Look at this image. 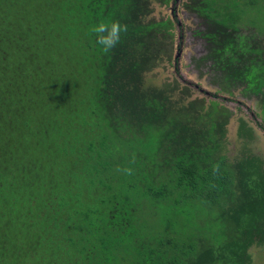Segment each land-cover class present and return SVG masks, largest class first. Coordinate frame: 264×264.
Returning a JSON list of instances; mask_svg holds the SVG:
<instances>
[{"label": "trees", "instance_id": "trees-1", "mask_svg": "<svg viewBox=\"0 0 264 264\" xmlns=\"http://www.w3.org/2000/svg\"><path fill=\"white\" fill-rule=\"evenodd\" d=\"M155 3L171 0H0V264H252L264 169L226 152L228 107L147 86L178 23L148 20ZM235 6L190 5L215 71ZM115 20L105 53L90 29ZM233 76L264 94L260 60Z\"/></svg>", "mask_w": 264, "mask_h": 264}, {"label": "rangeland", "instance_id": "rangeland-1", "mask_svg": "<svg viewBox=\"0 0 264 264\" xmlns=\"http://www.w3.org/2000/svg\"><path fill=\"white\" fill-rule=\"evenodd\" d=\"M195 1L197 0H171L168 6L153 4V14L148 20L177 19L178 23L172 30V48L165 53L163 63L147 74L146 84L157 87L182 84L190 89L189 96L192 101H206L205 104L217 101L220 106L228 107L230 120L224 139L226 152L234 161H240L246 155L254 157L257 165L260 164L259 169H264V94L258 95L248 91L244 76L236 82L235 76L227 78L228 74L233 72L237 76L241 67L250 65L251 57L264 63V54L253 51L258 47L264 48V0H230L231 3L235 1L238 6L235 9L238 32L233 35L234 38L225 37V40H230L229 43L220 42L232 44L231 52L227 55L230 64L228 71L224 72L215 71L209 60L210 55H214L219 47L211 44L205 36L209 33L207 19L190 8ZM218 8L219 5L217 11ZM211 11L216 13L211 9L208 12L211 15ZM220 48L218 55L223 51V47ZM238 59L240 60L237 61ZM241 120L246 123L243 124ZM255 238V244L249 249L251 262L264 264V235ZM130 258L132 257L129 256Z\"/></svg>", "mask_w": 264, "mask_h": 264}, {"label": "clouds", "instance_id": "clouds-1", "mask_svg": "<svg viewBox=\"0 0 264 264\" xmlns=\"http://www.w3.org/2000/svg\"><path fill=\"white\" fill-rule=\"evenodd\" d=\"M90 31L95 35L96 43L102 47L103 52L107 53L120 43L121 34L127 31V25H122L118 20L110 23L101 21Z\"/></svg>", "mask_w": 264, "mask_h": 264}]
</instances>
